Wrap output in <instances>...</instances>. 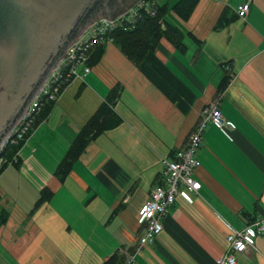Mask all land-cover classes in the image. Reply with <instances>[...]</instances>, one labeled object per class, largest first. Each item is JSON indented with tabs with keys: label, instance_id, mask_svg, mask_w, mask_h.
Returning a JSON list of instances; mask_svg holds the SVG:
<instances>
[{
	"label": "crops",
	"instance_id": "0c3cea01",
	"mask_svg": "<svg viewBox=\"0 0 264 264\" xmlns=\"http://www.w3.org/2000/svg\"><path fill=\"white\" fill-rule=\"evenodd\" d=\"M179 1L159 4L184 33V50L162 38L137 65L107 43L36 126L20 164L1 174L0 264H103L115 254H135V264H218L231 230L264 215V0H199L187 20L173 10ZM248 2L242 18L237 9ZM116 87L122 124L92 141L62 181L58 165ZM216 101L231 139L207 124L199 195L178 198L154 243L139 249V211L161 183L163 161ZM44 189L53 195L37 206ZM238 264H264V235Z\"/></svg>",
	"mask_w": 264,
	"mask_h": 264
},
{
	"label": "built area",
	"instance_id": "2783aa9c",
	"mask_svg": "<svg viewBox=\"0 0 264 264\" xmlns=\"http://www.w3.org/2000/svg\"><path fill=\"white\" fill-rule=\"evenodd\" d=\"M156 1L139 0L131 9L112 21L100 16L87 28L66 52L58 66L50 73L45 84L30 103L24 117L7 135L0 146V176L7 170L17 167L21 161V150L36 128L37 117L45 104L56 103L65 89L75 80L84 81L91 73L92 54L101 45L113 40L110 34L125 22H133L142 8L156 13ZM240 17L245 18L250 11V3L237 9ZM208 123L217 127L231 139L230 125L224 117L220 102L210 104L202 111L201 122L190 136L187 145L179 149L172 159L163 161L161 183L151 190L149 200L139 211V224L143 227L139 239V249L154 243L163 231V219L178 198L192 203L191 194L199 195L202 183L196 178V171L201 167L197 152L203 144V133ZM264 235V215L250 219L242 229H232L227 236V248L218 264H238V256L256 250V239ZM126 264H135V254L127 257Z\"/></svg>",
	"mask_w": 264,
	"mask_h": 264
},
{
	"label": "water",
	"instance_id": "95a60500",
	"mask_svg": "<svg viewBox=\"0 0 264 264\" xmlns=\"http://www.w3.org/2000/svg\"><path fill=\"white\" fill-rule=\"evenodd\" d=\"M139 0H0V146L67 50Z\"/></svg>",
	"mask_w": 264,
	"mask_h": 264
},
{
	"label": "trees",
	"instance_id": "16d2710c",
	"mask_svg": "<svg viewBox=\"0 0 264 264\" xmlns=\"http://www.w3.org/2000/svg\"><path fill=\"white\" fill-rule=\"evenodd\" d=\"M148 1H156L155 15L151 13V9L142 8L138 11V15L133 22H125L109 36L125 56L137 65L142 62L149 51L156 48L162 38L168 39L180 50L185 49L183 44L184 33L178 27L166 21L168 12L167 5L162 6L159 4V0ZM198 2L199 0H180L174 5L173 10L182 19L187 20ZM164 24L166 26L165 29L163 28ZM105 45L96 48L92 54L91 65L94 66L100 62L104 54ZM228 81V78H226L222 82L220 93L224 92ZM119 94L120 87L114 88L74 139L65 157L55 171L56 176L62 181L69 175L74 164L86 151L92 141L105 132L115 129L122 124V118L115 111ZM54 105V103H48L42 107L35 126L39 125L48 117ZM52 195L53 193L51 191L44 189L41 192L37 206L49 201ZM126 262L127 259L124 255L115 254L103 264H126Z\"/></svg>",
	"mask_w": 264,
	"mask_h": 264
}]
</instances>
